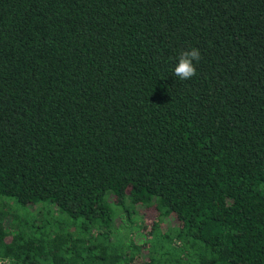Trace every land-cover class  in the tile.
Here are the masks:
<instances>
[{
  "label": "trees",
  "instance_id": "trees-1",
  "mask_svg": "<svg viewBox=\"0 0 264 264\" xmlns=\"http://www.w3.org/2000/svg\"><path fill=\"white\" fill-rule=\"evenodd\" d=\"M0 264H264V0H0Z\"/></svg>",
  "mask_w": 264,
  "mask_h": 264
},
{
  "label": "clouds",
  "instance_id": "clouds-1",
  "mask_svg": "<svg viewBox=\"0 0 264 264\" xmlns=\"http://www.w3.org/2000/svg\"><path fill=\"white\" fill-rule=\"evenodd\" d=\"M201 54L198 48L182 50L178 56V62L175 64L172 74L180 80H190L196 75V67L193 61H199Z\"/></svg>",
  "mask_w": 264,
  "mask_h": 264
},
{
  "label": "rangeland",
  "instance_id": "rangeland-1",
  "mask_svg": "<svg viewBox=\"0 0 264 264\" xmlns=\"http://www.w3.org/2000/svg\"><path fill=\"white\" fill-rule=\"evenodd\" d=\"M11 204H13L14 206H15V208H17V205L14 203V202H11ZM36 206H32V205H30L29 207H28V209L31 211L30 212V215H31V213H33L34 211H36ZM20 211L22 214H24V215H26L27 214V210L25 209V208H17L16 209V211ZM29 215V216H30ZM12 217V216H11ZM8 223H10V219H8Z\"/></svg>",
  "mask_w": 264,
  "mask_h": 264
}]
</instances>
